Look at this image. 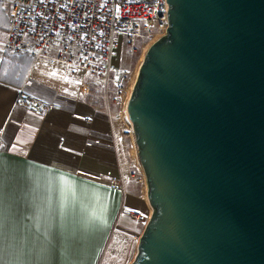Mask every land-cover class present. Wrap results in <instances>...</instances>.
I'll use <instances>...</instances> for the list:
<instances>
[{
	"label": "water",
	"instance_id": "1",
	"mask_svg": "<svg viewBox=\"0 0 264 264\" xmlns=\"http://www.w3.org/2000/svg\"><path fill=\"white\" fill-rule=\"evenodd\" d=\"M126 116L151 214L130 264H264V0H166Z\"/></svg>",
	"mask_w": 264,
	"mask_h": 264
},
{
	"label": "crops",
	"instance_id": "2",
	"mask_svg": "<svg viewBox=\"0 0 264 264\" xmlns=\"http://www.w3.org/2000/svg\"><path fill=\"white\" fill-rule=\"evenodd\" d=\"M7 32L8 15L0 21V264H101L113 238L137 248L147 198L111 187L128 171L127 104L93 75L10 54ZM21 91L56 107L17 103Z\"/></svg>",
	"mask_w": 264,
	"mask_h": 264
},
{
	"label": "built area",
	"instance_id": "3",
	"mask_svg": "<svg viewBox=\"0 0 264 264\" xmlns=\"http://www.w3.org/2000/svg\"><path fill=\"white\" fill-rule=\"evenodd\" d=\"M167 10L166 0H16L8 13L3 49L14 56L46 58L51 65L93 75L116 101L128 100L134 85L128 88L129 78L111 86L118 39L130 52L135 51L136 39L157 40L168 28ZM17 103L42 110L56 107L39 103L22 91ZM125 123L123 136L134 138L126 113ZM111 183L114 190L120 189L119 179ZM130 216L141 219L134 213Z\"/></svg>",
	"mask_w": 264,
	"mask_h": 264
},
{
	"label": "rangeland",
	"instance_id": "4",
	"mask_svg": "<svg viewBox=\"0 0 264 264\" xmlns=\"http://www.w3.org/2000/svg\"><path fill=\"white\" fill-rule=\"evenodd\" d=\"M13 1L15 0H2V3L0 4V21L4 25L5 18H7ZM135 41V51L130 52L129 46L121 38H119V45L113 58L114 66L120 69V73H118L120 75L116 76L117 80L120 79L118 84L124 83L122 78L127 77L129 78L128 88L134 84L146 50L155 41V39L146 41H138V39H136ZM124 72L126 75L123 74ZM127 101L128 100L126 99L121 100L123 104H127ZM127 140L130 145L128 171L125 173L123 179L119 180V184L121 185L122 190H124L123 187L126 186L127 188H131L133 192H138L140 195L146 198V181L143 169L138 160L137 148L134 138H127ZM131 174H133L134 177H130ZM146 221L148 220L143 221V224H146ZM112 242L113 243L106 248L104 259L102 260L101 264H130L136 254V243H134L135 246H133L127 240H121L120 242L114 244V238Z\"/></svg>",
	"mask_w": 264,
	"mask_h": 264
},
{
	"label": "snow or ice",
	"instance_id": "5",
	"mask_svg": "<svg viewBox=\"0 0 264 264\" xmlns=\"http://www.w3.org/2000/svg\"><path fill=\"white\" fill-rule=\"evenodd\" d=\"M53 75H55V73H53ZM0 147H2V146H0ZM13 147H15V145H13Z\"/></svg>",
	"mask_w": 264,
	"mask_h": 264
}]
</instances>
